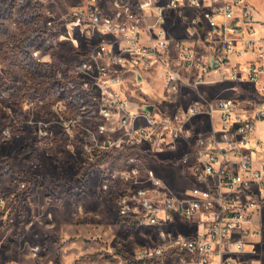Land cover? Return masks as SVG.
I'll use <instances>...</instances> for the list:
<instances>
[{"label": "built area", "instance_id": "1", "mask_svg": "<svg viewBox=\"0 0 264 264\" xmlns=\"http://www.w3.org/2000/svg\"><path fill=\"white\" fill-rule=\"evenodd\" d=\"M61 20L81 26L72 41L84 47L81 86L97 103L94 146L101 155L132 156L119 173L128 187L118 218L158 231L160 244L134 260L255 264L247 260L264 209V15L245 0H77ZM176 24L184 37H170ZM144 72L156 73L173 95L168 103L190 104L172 115L152 105L149 114L142 106L150 104H133L114 88L129 73L144 83ZM217 86V96L204 91ZM194 119L207 130L187 128ZM180 139L189 140L183 174L194 186L176 195L136 154L145 146L175 150ZM178 221L185 232L163 228Z\"/></svg>", "mask_w": 264, "mask_h": 264}, {"label": "rangeland", "instance_id": "2", "mask_svg": "<svg viewBox=\"0 0 264 264\" xmlns=\"http://www.w3.org/2000/svg\"><path fill=\"white\" fill-rule=\"evenodd\" d=\"M245 1L264 15V0ZM38 3L32 13L15 11L0 24V162L20 172L0 180V264H180L172 255L162 263L134 260L137 252L158 246L160 239L156 228H137L118 218V198L128 187L119 173L132 156L101 155L94 146L100 122L97 103L81 86L84 47L78 39L72 41L81 34V26L61 24L77 0ZM48 21L56 25L50 28ZM41 29L54 39L29 42L28 56L22 55L19 50L26 39ZM182 33L180 24L170 26L171 38H182ZM7 43L16 51H9ZM143 76L141 84L132 73L121 75L114 88L133 104L153 105L159 114L172 115L190 104L189 98L168 103L173 95L156 73ZM221 90L222 86L204 89L210 97ZM207 124L194 119L187 128L200 133ZM188 145L189 140L180 139L175 150L162 153L145 146L136 160L180 195L194 186L183 174ZM20 175L40 177L57 189L36 186L21 200L14 195L24 184ZM258 218L261 236L247 261L264 264V209ZM163 228L181 233L187 226L178 221Z\"/></svg>", "mask_w": 264, "mask_h": 264}, {"label": "trees", "instance_id": "3", "mask_svg": "<svg viewBox=\"0 0 264 264\" xmlns=\"http://www.w3.org/2000/svg\"><path fill=\"white\" fill-rule=\"evenodd\" d=\"M38 2L39 0H0V24L3 19H5L8 15L15 11H26L32 13L35 10V5L39 4ZM35 35L26 39V43L21 46L19 52L22 55L28 56V53L25 51V49L26 47H28L29 42H47L54 38L49 31L43 29H41L39 33ZM7 45L9 51H16V47H13L10 43H7ZM10 170L17 172L12 165H5L0 163V178ZM29 183L30 185L18 194V196H22L23 200L26 199V196H28L35 189L36 186H39V188L41 189L51 190L53 192L57 189V187H50L45 180L41 182L36 179H29ZM73 185L75 186L76 182L73 183ZM1 196L5 197L6 195Z\"/></svg>", "mask_w": 264, "mask_h": 264}, {"label": "flooded vegetation", "instance_id": "4", "mask_svg": "<svg viewBox=\"0 0 264 264\" xmlns=\"http://www.w3.org/2000/svg\"><path fill=\"white\" fill-rule=\"evenodd\" d=\"M9 16V15H8ZM7 16V17H8ZM6 17V18H7ZM5 18V19H6ZM4 20V19H3ZM2 20V21H3ZM52 39H54V38H52ZM51 39V40H52ZM50 40V41H51ZM47 42H49V41H47ZM40 43H46V42H40ZM16 65H17V62L15 63ZM1 164H5V165H8V164H10V163H8L7 161L6 162H0ZM10 165H12V164H10ZM13 166V165H12ZM14 167V166H13ZM14 169H15V167H14ZM17 172H14V171H12V170H10L9 172H7L6 174H8V173H14V174H20V172L17 170V169H15ZM6 174H4L3 176H5ZM2 176V177H3ZM2 177L0 178V180L2 179ZM29 179H36V180H39V181H44V179H42V178H26V177H22V175H20V177L18 178V180H21V181H23L24 182V184L22 185L23 187L17 192V193H14V195L16 196V197H18L19 199H21V200H23L22 199V196H18V194L21 192V191H23L27 186H29L30 185V183H29Z\"/></svg>", "mask_w": 264, "mask_h": 264}, {"label": "water", "instance_id": "5", "mask_svg": "<svg viewBox=\"0 0 264 264\" xmlns=\"http://www.w3.org/2000/svg\"><path fill=\"white\" fill-rule=\"evenodd\" d=\"M143 110H145L146 112H148L149 114L152 112V105H143L142 106Z\"/></svg>", "mask_w": 264, "mask_h": 264}, {"label": "crops", "instance_id": "6", "mask_svg": "<svg viewBox=\"0 0 264 264\" xmlns=\"http://www.w3.org/2000/svg\"><path fill=\"white\" fill-rule=\"evenodd\" d=\"M120 80V79H119ZM159 263H162L163 262V260H160V261H158Z\"/></svg>", "mask_w": 264, "mask_h": 264}, {"label": "bare ground", "instance_id": "7", "mask_svg": "<svg viewBox=\"0 0 264 264\" xmlns=\"http://www.w3.org/2000/svg\"><path fill=\"white\" fill-rule=\"evenodd\" d=\"M65 32H66V30H65Z\"/></svg>", "mask_w": 264, "mask_h": 264}]
</instances>
